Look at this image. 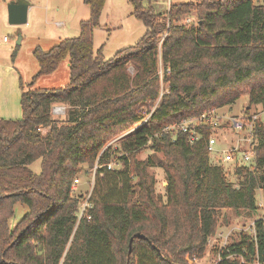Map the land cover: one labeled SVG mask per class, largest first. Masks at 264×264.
Here are the masks:
<instances>
[{"label": "trees", "instance_id": "16d2710c", "mask_svg": "<svg viewBox=\"0 0 264 264\" xmlns=\"http://www.w3.org/2000/svg\"><path fill=\"white\" fill-rule=\"evenodd\" d=\"M105 1L84 0L90 17L80 21L79 35L34 50L36 76L53 72L67 57L69 83L22 86V116L0 118V264H193L187 256H204L221 210L252 215L258 207L263 121L253 130L254 168H235L239 183L211 161V126H201L195 141L164 128L233 103L244 91L249 105L264 108V3L171 0L156 11L153 0H129L146 31L105 59L93 43ZM57 103L67 105L65 118L54 115ZM117 137L120 147L113 149ZM145 147L163 156L139 159ZM114 153L122 168H108ZM36 159L38 173L30 167ZM84 164L94 168V181L80 216L85 195H74L72 183ZM153 165L166 174L165 200L148 170ZM17 201L28 211L11 226ZM255 227L256 237L240 232L216 264H252L257 255L264 261V219ZM136 232L146 237L134 236L128 254Z\"/></svg>", "mask_w": 264, "mask_h": 264}, {"label": "rangeland", "instance_id": "374dc122", "mask_svg": "<svg viewBox=\"0 0 264 264\" xmlns=\"http://www.w3.org/2000/svg\"><path fill=\"white\" fill-rule=\"evenodd\" d=\"M11 0H0V63H8L15 69L12 83V75H7L4 80L3 95L1 98L2 113L0 118L17 119L22 116L21 91L22 86L26 88H55L65 86L70 81V70L68 58H64L57 68L49 73L36 76L39 71V63L35 57L34 50L40 47L48 50L58 43L61 38L79 35L80 21L90 17V8L84 0H29L35 4L28 13L26 23L14 24L8 20V2ZM171 0H153L156 11H165L169 7ZM180 1V0H173ZM256 3H264V0H255ZM146 31L144 22L132 13L129 0H106L102 9L100 22L93 29L94 50L102 52L105 59L111 58L119 49L133 45L139 41ZM7 35L9 42H4L2 38ZM21 36V42L17 44V39ZM161 67V60H159ZM129 69L134 72L132 64ZM164 87L167 83H163ZM65 105V104H64ZM67 108V105H65ZM65 112L54 114L56 117L65 118ZM218 108L221 124L213 129L212 136L216 139L215 155L211 157L213 163H217L219 157L224 158L226 153L234 152V161L223 159L227 177L234 183H239L240 177L235 173L237 164L243 165L246 162L240 161L243 151L247 148L249 141H253V132L249 127L237 130L231 123L233 115H250L261 113L264 108L261 105H249L248 92L243 94L233 103L223 105ZM54 113V112H53ZM264 115V114H262ZM261 115V117H262ZM126 134L123 133L122 135ZM113 142L114 147H120L117 139ZM233 145H238L237 150H232ZM119 153H114L110 161L113 168H122L123 162L118 159ZM163 156L162 152H155L149 147L143 148L137 154L139 159L152 157L155 162ZM256 158V157H255ZM41 160L36 159L30 165L35 172L41 170ZM256 164L254 159L253 166ZM149 172L156 178L155 189L162 199H166L165 172L162 167L153 165L148 168ZM94 168L88 164L83 165V170L76 176L72 183L74 195H86L92 188L94 180ZM257 209L252 215H248L245 210L223 209L219 213V223L215 233L208 241V246L203 257H200L199 264H213L219 254V247L225 240V235H229V241L237 238L241 230L251 232V225L255 218L264 214V189L256 191ZM28 211V206L20 201L14 204V215L10 218V225L16 222ZM189 263H195L188 256ZM192 260V261H191Z\"/></svg>", "mask_w": 264, "mask_h": 264}, {"label": "built area", "instance_id": "2783aa9c", "mask_svg": "<svg viewBox=\"0 0 264 264\" xmlns=\"http://www.w3.org/2000/svg\"><path fill=\"white\" fill-rule=\"evenodd\" d=\"M8 39H9V37L7 35H5L2 38V40L4 42L8 41ZM162 93H163V90L160 93L158 102L160 101V99L162 97ZM65 108H66V106L64 104H58V105H55L53 107V112H54V114H62L63 112H65ZM262 114H264V111L261 113H252L250 115H247V114H243L241 116L233 115L230 118V120H231V123L234 126V128H236L237 130H243L244 127H249L253 132L252 137H254V131L253 130H254V126H255L256 121L260 120V121L264 122V115H262ZM261 115H262V117H261ZM149 117H150V113H148L146 115V117L143 120V123H145ZM219 124H221V119H220V114H218V108L217 107H211V108L206 109L205 111H203L199 115L184 117L181 120L172 122V123L168 124L164 128V130L167 132H171L172 134H175L178 131L187 132V133H189L190 140L195 141L196 139H198L202 135V133L199 130V128L201 126L209 125L214 129ZM216 143H217L216 139L211 135L209 138V141H208V150L210 151V155H212L213 152L215 151V144ZM237 149H238V145H233L232 150L235 151ZM255 157H256L255 149L253 146V141L251 139V141H249V143H248L247 148L243 151V154H242V157L240 158L241 159L240 161L246 162V164H243V165H248L251 169H253L254 168L253 162H254ZM236 158L237 157H236V154L234 152H229V153L225 154L224 158L219 157L217 161L220 163H223V159L225 161H234ZM237 165H239V164H237ZM111 167H112L111 163H108V168H111ZM93 176H94V173H93ZM92 185H93V183H92ZM91 190H92V188H91ZM91 190L89 191L88 194H86L84 196V200L81 203L80 212H79L80 216L86 212L87 208L90 205L89 196H90ZM260 204H261V206H264L263 203H260ZM258 218L264 219V214ZM256 219L257 218H255V220ZM255 220L252 222V225L250 228V229H252V231L251 232L247 231V233H249L252 237H256ZM242 231L243 230H241V232ZM244 232H246V231H244ZM229 237H230V234L225 235V237H224L225 240L222 242V244L219 247L218 257L215 259L213 264H216V262L221 259L220 251L222 248L226 247V245L231 241V240L230 241L228 240ZM209 241H211V236L209 237ZM229 257H233V254L232 255L230 254ZM190 259L194 260V262H195L194 264H199L198 262H200L199 257H194V258H190ZM243 261H244V259H243ZM252 264H264V261H260L258 255H257L256 258H254V260L252 261Z\"/></svg>", "mask_w": 264, "mask_h": 264}, {"label": "water", "instance_id": "95a60500", "mask_svg": "<svg viewBox=\"0 0 264 264\" xmlns=\"http://www.w3.org/2000/svg\"><path fill=\"white\" fill-rule=\"evenodd\" d=\"M31 2L29 0H11L8 2V20L10 23L19 24L26 23L28 21V12ZM21 42V36L17 39V44ZM134 236L146 237L141 232H136L130 239L129 242V253L132 250V240Z\"/></svg>", "mask_w": 264, "mask_h": 264}, {"label": "crops", "instance_id": "0c3cea01", "mask_svg": "<svg viewBox=\"0 0 264 264\" xmlns=\"http://www.w3.org/2000/svg\"><path fill=\"white\" fill-rule=\"evenodd\" d=\"M35 6V4H31L30 7H29V11L31 9H33V7ZM29 13V12H28ZM6 42H9V39L8 41ZM15 71V69L13 67H11V65H9L8 63H0V113H2V106L3 104L1 103V98H2V95H3V88H4V80H5V77H7L8 73L9 75H12ZM16 80L13 78V75H12V83L15 84ZM58 104H63V103H57L56 105ZM215 154L213 153L211 155V157L213 158ZM215 161H217L215 159Z\"/></svg>", "mask_w": 264, "mask_h": 264}]
</instances>
